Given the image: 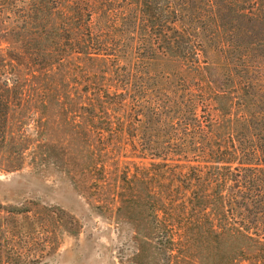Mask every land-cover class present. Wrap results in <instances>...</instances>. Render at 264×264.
I'll return each instance as SVG.
<instances>
[{
    "label": "trees",
    "instance_id": "obj_1",
    "mask_svg": "<svg viewBox=\"0 0 264 264\" xmlns=\"http://www.w3.org/2000/svg\"><path fill=\"white\" fill-rule=\"evenodd\" d=\"M58 1L0 0V158L18 162L23 143L11 131L17 133L27 111L39 110L47 134L38 135L45 150L39 157L47 164L62 160L65 150L53 142L58 130L50 121L57 107L60 118H66L58 101L63 95L65 105L87 126L97 124L100 113L105 120L113 116L115 138L124 136L125 147L134 154L132 171L114 167L109 188L102 192L110 220L131 231L129 262L264 264L260 74L236 71L228 58L231 84L227 89L218 85L213 92V81L202 73V99L168 75L144 77L142 70L159 59L158 53L170 63L194 61L195 39L200 37L195 29L197 0ZM207 1L212 7L227 5V0ZM240 1L247 15L264 20V0ZM218 16L214 12L215 23ZM138 28L140 43L135 41ZM76 58L88 79L82 77L81 91L71 96L65 77L75 70ZM38 84L48 90L44 101L35 97ZM26 85L29 93L23 97ZM94 146L100 152L98 142ZM88 152L83 162H91ZM69 160L74 169L76 161ZM76 178L75 187L91 198L90 176Z\"/></svg>",
    "mask_w": 264,
    "mask_h": 264
},
{
    "label": "rangeland",
    "instance_id": "obj_2",
    "mask_svg": "<svg viewBox=\"0 0 264 264\" xmlns=\"http://www.w3.org/2000/svg\"><path fill=\"white\" fill-rule=\"evenodd\" d=\"M61 3L60 0L57 2L58 5ZM210 3L207 0L195 2V12H199L195 29L200 37L195 39L194 61L174 60L170 63L161 59L158 53L155 57L159 59H155L145 72L142 70L145 78L149 76L150 80L156 73L168 75L183 86L193 88L202 99V90L206 86L202 84V73L213 81V92L218 90V85L227 89L231 84L227 76V59L232 58L236 71H250L251 77L260 74L264 85V20L257 21L247 15L240 0L236 4L227 0L225 6L212 7ZM214 12L219 15L217 23ZM218 30L220 34L216 33ZM99 34L103 37L101 31ZM140 36L142 33L138 28L137 43L141 42ZM4 46L2 43L1 47ZM75 62V70L69 69L65 77V81L70 82L68 92L71 96L81 91L78 81L83 80L82 77L88 79V74L81 72L82 60L76 58ZM76 73L81 74L72 78L71 75ZM28 87L21 88L23 97L28 96ZM45 89L43 84H38L35 97L44 101L48 91ZM90 94H86V99ZM212 95L216 97V94L207 97ZM62 97L60 95L58 101L64 105L60 111L65 112L66 118H60L57 107L51 118L53 121H50L58 130L53 142L65 150L62 160L47 164L39 157V152L44 155L45 150L42 149L44 141L38 135H47L43 133L45 117L39 110L35 114L27 111L19 122L17 133L11 131L17 141L23 143V148L17 150L18 162L9 157L0 158V264H133L129 262L133 253L131 231L125 224L110 220L103 191L109 188L114 167L118 171H132L134 154L125 147L128 142L124 136L115 138L113 116L105 115L108 118L105 120L100 113L99 122L87 126L71 111L74 108L65 105ZM211 105L215 107L214 102ZM200 115L202 121L208 119L205 113L200 112ZM98 127H106V130H96ZM63 128L67 132L61 134ZM95 142L100 145V152L94 146ZM67 154L76 161L74 169L68 163ZM80 174L90 176L87 185L91 198L73 183ZM25 209L29 211L24 212Z\"/></svg>",
    "mask_w": 264,
    "mask_h": 264
}]
</instances>
